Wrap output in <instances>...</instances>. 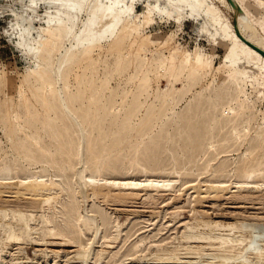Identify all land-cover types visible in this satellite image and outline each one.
<instances>
[{
    "label": "rangeland",
    "instance_id": "obj_1",
    "mask_svg": "<svg viewBox=\"0 0 264 264\" xmlns=\"http://www.w3.org/2000/svg\"><path fill=\"white\" fill-rule=\"evenodd\" d=\"M202 1L203 10L212 5L234 24V14L223 3ZM261 1L264 4V0H250V3L257 6ZM148 2L136 1L134 12H146ZM49 4L42 3L38 15L33 17L38 20L33 22L34 39L29 38L25 43L21 33L20 46L26 52L33 51L30 46H35V54L25 57L14 41L4 35V30L14 21L7 9L19 10L21 6L13 0H0V7L5 9L4 14H0V180L43 178L53 188L46 192L52 195L45 210L33 211L40 221L29 222L34 233L19 228L20 223L13 220L10 207L4 210L8 217L4 214L0 217V264H253L252 246L264 244V201L259 198L260 193L251 201L236 200L231 194L235 182L264 183V80L253 71L242 77H227V69L218 72L226 54L220 42L227 38L220 27L204 15L185 19L183 23L175 20L161 23L155 15L147 30L141 26L138 33L116 39L115 45L113 40H106L84 59L85 43L79 45L78 34L80 21L87 15L85 7L78 6L76 35L68 40L67 16L60 8ZM165 4L166 1H162L161 7L167 12ZM263 4L257 15L261 21ZM200 27L204 34L199 33ZM40 28L43 30L38 32ZM148 35L150 40L145 39ZM195 53L204 65L199 72H194L190 66ZM241 65L238 62L234 67L238 69ZM175 92L177 94L172 95ZM81 173L93 179L101 178L102 183L123 190L135 188L134 185L124 186L130 180L139 184L145 181L147 185L149 180L162 179L170 184L159 191L137 186L140 198L130 200L131 203H108L93 201V198L81 207L76 188V175ZM220 182L233 183L232 191L223 192V197H213L215 193L206 195L204 187L203 199L196 201L198 195L193 186ZM8 194L11 197L6 195L4 199L14 201L15 195ZM197 220L243 223L245 228L234 230L213 228L211 223L199 227L202 232L225 233L237 239L239 248L219 250L216 245L186 242L182 238L185 227L195 226ZM5 223L25 235L22 248L2 242ZM48 227L58 232L57 238H47ZM242 236L245 239L240 244ZM200 244L205 248L198 253ZM89 247L91 252L86 262L72 258L74 252L88 251ZM169 255L180 259H167Z\"/></svg>",
    "mask_w": 264,
    "mask_h": 264
},
{
    "label": "bare ground",
    "instance_id": "obj_2",
    "mask_svg": "<svg viewBox=\"0 0 264 264\" xmlns=\"http://www.w3.org/2000/svg\"><path fill=\"white\" fill-rule=\"evenodd\" d=\"M91 1V0H90ZM138 0H92L90 3H86L84 0H49L48 3L60 8L62 10V13L64 16H67L68 22L70 24V27L66 29V35L68 36V40L73 36V34L76 35L75 33V27L76 26V20H75V16H76V10L78 8V6H83L85 7V13H87L86 18L83 21H80L82 24L79 34H78V42L79 45L85 43V47L83 49V57L84 59L87 57L88 55H90L92 53V51L94 49H98L100 47V45L102 44V42L106 41V40H113V44L115 43L116 39H118L119 37H121L122 35H126V34H130L133 32H139V29L141 26L146 27V30L148 28H150L151 23L153 22V18L155 17V13H162L165 12L163 11V8L161 7V3L162 1H166L167 0H149L148 2V10L146 12H143L141 14H136L134 12V4H136L135 2ZM150 1L154 2L153 5L150 4ZM220 1V3H223L233 14H234V24H232V22L229 19H225L221 13L218 10H215L214 7L212 5H207V8L205 10H203L202 4L203 1L202 0H182L183 3L186 4L187 8L191 9V12L189 13L191 16L194 17H198L201 15H204L205 17H207L209 20H211L213 23H215L217 26L220 27L221 31L223 32V34L225 35V37L227 38L226 40H222L220 42L221 46L223 47V49L225 50V60L222 62V64L220 65L219 69L220 71L218 72H222L225 69H227L228 71L226 72L227 77H237V75L240 77L242 76H247V74L251 71H253L254 73H256V76L262 78L264 80V55L261 54V52H259L255 47H253L252 45L249 44V42H251L252 44H254L255 46L261 48L262 50H264V14H263V21L259 20L257 15L258 13H260L261 11V5L263 4V1H261L257 6H252V4L250 3V0H233L236 3L235 5H232L230 0H218ZM49 4V5H50ZM82 4V5H81ZM264 5V4H263ZM205 8V7H204ZM181 11H183V9H180ZM200 10L202 11V13H200ZM169 14V13H168ZM49 15V14H48ZM49 26V25H48ZM37 28V27H36ZM77 29V28H76ZM26 30V29H25ZM40 30L43 29H38V32H40ZM223 35V36H224ZM46 36V35H45ZM131 37V35H129ZM153 36V35H152ZM42 39V38H41ZM143 39V38H142ZM146 40H150V36H146L145 38ZM82 40V41H81ZM129 40V39H128ZM143 41V40H142ZM67 42V41H66ZM73 42V41H72ZM136 42V41H135ZM145 42V40H144ZM71 43V42H70ZM106 43V42H105ZM128 43V41H127ZM152 43V42H151ZM65 44V43H64ZM67 44V43H66ZM73 44V43H72ZM137 44V43H136ZM150 44V43H149ZM104 45V44H103ZM115 45V44H114ZM107 46V45H106ZM158 46V45H157ZM164 46V45H162ZM59 47V46H58ZM121 47V46H120ZM137 47V46H136ZM63 48V47H62ZM66 48V46H65ZM110 49V48H109ZM138 49V48H135ZM63 50V49H62ZM72 50V49H70ZM101 50V49H100ZM98 50V51H100ZM114 50V49H113ZM139 51V50H138ZM136 52V51H135ZM47 53V52H46ZM59 53V52H58ZM71 53V52H70ZM62 54V53H61ZM81 54V53H80ZM198 54V53H197ZM196 53L193 54L192 57V61H191V69L193 68L194 72H199L202 71L204 69V65L201 63L200 59H198V55ZM59 55V54H58ZM57 55V57H58ZM70 55V54H69ZM200 55V54H199ZM55 56V54H54ZM34 57V56H33ZM75 57V56H74ZM78 57V56H77ZM180 58V57H179ZM55 59V58H54ZM66 59V56H64L63 60ZM77 59V58H76ZM120 59V57H119ZM69 60V59H68ZM73 60V59H72ZM59 62V60H57ZM66 61V60H65ZM85 61V60H84ZM119 61V60H118ZM178 61V60H177ZM79 62V61H78ZM171 62V61H170ZM173 62V61H172ZM227 62H230V64H227ZM238 62H241L242 65L236 69L234 66L235 64H237ZM177 63V62H176ZM51 64V63H50ZM55 64V63H54ZM119 64V63H118ZM167 64V63H166ZM70 65V64H69ZM123 65V63H122ZM165 66V64H164ZM189 66V67H190ZM117 67V64H116ZM122 67V66H120ZM163 68V66H161ZM141 69V68H140ZM182 69V68H181ZM212 69V68H211ZM190 70V69H189ZM55 71V70H54ZM138 71V70H137ZM140 71V70H139ZM142 72V71H141ZM179 72V71H178ZM183 72V71H182ZM191 72V71H190ZM55 73L57 74V79L60 78L59 73H58V69L55 71ZM171 73V72H170ZM253 73V74H254ZM190 74V73H189ZM64 75V74H63ZM172 75V74H170ZM62 76V75H61ZM178 76V75H177ZM183 77V75H182ZM226 77V76H224ZM56 78V77H55ZM147 78V77H146ZM181 78V77H180ZM248 78V77H247ZM63 79V78H62ZM144 79V78H143ZM142 79V80H143ZM178 79V78H177ZM195 80V79H194ZM53 81V80H52ZM144 81V80H143ZM142 81V82H143ZM152 81V80H151ZM150 81V82H151ZM246 81V80H245ZM192 82V81H191ZM229 82V81H228ZM251 82V81H250ZM249 82V83H250ZM45 82H43L44 84ZM59 83V82H58ZM57 83V84H58ZM84 83V82H83ZM148 83V82H147ZM146 83V84H147ZM93 84V83H92ZM145 84V83H144ZM151 84V83H150ZM184 84V83H183ZM83 85V84H82ZM103 85V84H102ZM101 85V86H102ZM152 85V84H151ZM64 86V84H63ZM67 88V85H65ZM69 86V85H68ZM262 86V85H261ZM59 87V86H58ZM57 87V88H58ZM89 87V86H88ZM96 88L98 87V85L95 86ZM209 87V86H208ZM253 86H251L252 88ZM83 88V87H82ZM213 88V87H212ZM65 89V88H64ZM51 90V88H50ZM53 90V89H52ZM88 90V89H87ZM79 91V90H78ZM84 91V90H83ZM208 91V90H207ZM61 92V91H60ZM182 91H180L181 93ZM62 93V92H61ZM183 93V92H182ZM186 93V92H185ZM184 93V94H185ZM52 94V93H51ZM75 94V93H74ZM175 94H177L176 92L173 93L172 95L175 96ZM59 95V94H58ZM70 95V94H69ZM73 95V94H72ZM246 95V94H245ZM39 96V94H38ZM61 96H63L61 94ZM61 96L59 98H61ZM74 96V95H73ZM89 96V95H88ZM53 97V95H52ZM71 97V96H70ZM69 97V98H70ZM85 97V96H84ZM101 97V96H99ZM98 97V98H99ZM173 97V96H172ZM182 97V96H181ZM28 98V97H27ZM77 98V97H76ZM88 98V97H87ZM86 98V99H87ZM62 99V98H61ZM85 99V101H86ZM195 99V98H194ZM201 99V98H200ZM26 100V99H25ZM59 100V99H57ZM68 100V99H67ZM94 100V99H93ZM100 100V99H99ZM170 100V98H169ZM168 100V101H169ZM173 100V99H172ZM198 100V99H197ZM203 100V99H202ZM33 101V100H32ZM61 101V100H60ZM178 101V100H177ZM196 101V100H195ZM204 101V100H203ZM55 102V101H53ZM63 102H64V98H63ZM79 102V101H78ZM77 102V103H78ZM98 102V101H97ZM198 102V101H197ZM219 102V100H218ZM31 103V102H29ZM37 103V102H36ZM172 103V102H171ZM196 103V102H195ZM208 103V102H207ZM206 103V105H207ZM35 104V103H34ZM57 104V103H56ZM55 104V105H56ZM64 104V103H63ZM79 104V103H78ZM82 104V103H81ZM80 104V105H81ZM87 104V103H86ZM166 104V103H165ZM215 104V103H214ZM37 105V104H36ZM62 105V104H61ZM65 105V104H64ZM67 105V103H66ZM72 105V104H71ZM91 105V104H90ZM202 105V104H201ZM204 105V104H203ZM28 106V105H27ZM26 106V107H27ZM171 106V105H170ZM50 107V106H49ZM64 107V106H63ZM68 107V106H67ZM81 107V106H80ZM90 107V106H89ZM163 107V106H162ZM60 108V107H59ZM213 108V107H212ZM56 109V108H55ZM54 109V110H55ZM62 110V109H61ZM64 110H67L66 108ZM69 110V109H68ZM67 110V111H68ZM94 110V108H93ZM99 110V109H98ZM194 110V109H193ZM211 110V109H209ZM213 110V109H212ZM32 111V110H31ZM60 111V110H59ZM71 111V110H70ZM35 112V111H34ZM57 112V111H55ZM94 112V111H93ZM226 112V111H224ZM48 113V111H47ZM64 113V112H63ZM92 113V112H91ZM95 113V112H94ZM200 113V112H199ZM212 113V112H211ZM37 114V112H36ZM70 114V113H69ZM226 114V113H225ZM228 114V113H227ZM32 115V114H31ZM34 115V114H33ZM64 115V114H63ZM92 115V114H91ZM90 115V116H91ZM213 115V114H212ZM58 116V115H57ZM60 116V115H59ZM58 116V117H59ZM70 116V115H68ZM75 117V116H74ZM45 118V117H44ZM65 118V117H64ZM68 118V117H67ZM76 118V117H75ZM91 118V117H90ZM103 118V117H102ZM191 118V117H190ZM71 119H73V117L71 116ZM84 119V118H83ZM94 119V118H93ZM92 119V120H93ZM26 120V119H25ZM69 120V119H68ZM74 120H78V119H74ZM73 120V122H75ZM91 120V119H90ZM48 121V120H46ZM63 121V120H62ZM95 121V120H94ZM211 121V120H210ZM25 122V121H24ZM27 122V121H26ZM59 122V121H58ZM88 122V121H87ZM100 122V121H99ZM45 123V122H44ZM70 123V122H68ZM80 122H78L77 124H79ZM85 123V121H84ZM200 123V122H199ZM46 124V123H45ZM76 124V123H75ZM83 124V123H82ZM98 124V123H97ZM184 124V123H183ZM222 124V123H221ZM47 125V124H46ZM67 125V124H66ZM81 125V123H80ZM79 125V128H80ZM86 125V124H85ZM101 125V124H100ZM82 126V125H81ZM89 126V125H88ZM95 126V125H94ZM97 126V125H96ZM235 126V125H234ZM69 127V126H68ZM78 127V126H77ZM83 127V126H82ZM81 129H84L82 128ZM186 127V126H185ZM226 127V126H225ZM47 128V126H46ZM50 128V127H49ZM53 128V127H52ZM60 128V127H59ZM78 128V129H79ZM94 128V127H93ZM91 128V129H93ZM184 128V127H183ZM86 129V127H85ZM90 129V128H89ZM40 130V128L38 129ZM68 130V129H67ZM66 130V131H67ZM96 130V129H95ZM44 131V130H43ZM82 131V130H81ZM80 131V132H81ZM98 131V130H97ZM105 131V130H103ZM102 131V132H103ZM186 131V130H185ZM49 132V131H48ZM53 131H51L52 133ZM75 132V131H74ZM83 132V131H82ZM93 132V131H92ZM95 132V131H94ZM210 132V131H209ZM229 132V131H228ZM237 132V131H236ZM59 133V132H58ZM57 133V134H58ZM65 133V132H64ZM202 133V132H201ZM200 133V134H201ZM217 133V132H216ZM215 133V134H216ZM74 134V133H73ZM84 134V133H83ZM86 134V133H85ZM104 134V133H103ZM102 134V135H103ZM209 134V133H208ZM49 135V134H48ZM64 135V134H63ZM76 135V134H75ZM101 135V136H102ZM53 136V135H52ZM83 137V135H81ZM85 136V135H84ZM112 136V135H111ZM95 136H93L94 138ZM193 137V136H192ZM75 138V137H74ZM84 139H86L85 137H83ZM91 137H88V139ZM113 138V137H112ZM81 139V137H80ZM83 139V140H84ZM82 140V139H81ZM87 140V139H86ZM94 140V139H92ZM113 141V140H112ZM202 141V140H201ZM53 142V141H52ZM69 142V141H68ZM208 142V141H207ZM206 142V143H207ZM81 143V142H80ZM47 144V143H46ZM63 144V142H62ZM61 144V145H62ZM70 144V143H69ZM68 144V145H69ZM71 144H73L71 142ZM96 144V143H95ZM66 145V144H64ZM76 145V144H74ZM73 145V146H74ZM81 145V144H80ZM105 145V144H104ZM43 146V145H41ZM67 146V145H66ZM82 146V145H81ZM86 148L87 146L84 145ZM37 147V146H36ZM54 147V144H53ZM58 147V145L56 146ZM65 147V146H64ZM40 148V147H38ZM66 148V147H65ZM82 148V147H80ZM79 148V149H80ZM84 148V147H83ZM64 150V148H62ZM90 149V148H89ZM34 150V149H33ZM50 150V149H49ZM57 150V149H56ZM72 150V149H71ZM76 150V149H75ZM78 150V149H77ZM87 150V149H86ZM85 150V152H87ZM37 151V150H36ZM42 151V150H41ZM59 151V150H58ZM68 151V150H65ZM82 151V150H81ZM80 151V152H81ZM54 152V151H53ZM72 152V151H71ZM96 151H94L93 154H95ZM20 153V152H19ZM45 153V152H44ZM77 153V152H76ZM83 153V151H82ZM86 154V153H85ZM88 154V153H87ZM91 154V155H93ZM46 155V154H45ZM67 155V154H66ZM72 155V154H71ZM79 155V154H78ZM41 156V155H40ZM44 156V155H43ZM75 157H79L74 155ZM82 156V155H81ZM48 157V156H47ZM91 157V156H89ZM32 158V157H31ZM46 158V156H45ZM63 158V157H62ZM73 159V157H71ZM66 159V158H65ZM76 159V158H75ZM83 159V157H82ZM87 159V158H86ZM89 159V158H88ZM87 159V160H88ZM34 160V159H33ZM38 160V159H37ZM50 160V159H49ZM53 160V159H52ZM71 160V159H70ZM79 160V159H78ZM21 161V160H20ZM27 161V159H26ZM40 161V160H38ZM44 161V160H43ZM48 161V160H47ZM85 161V160H84ZM33 162V161H31ZM42 162V161H41ZM52 162V161H51ZM92 162V161H91ZM71 163V162H70ZM79 163V162H77ZM30 164V163H29ZM82 164V162H81ZM90 164V163H88ZM40 165V164H38ZM74 165V164H73ZM87 165V164H86ZM83 166V165H82ZM89 166V165H88ZM87 166V168H89ZM49 168V167H48ZM57 168V167H56ZM91 168V167H90ZM96 168V167H95ZM55 169V168H54ZM78 169V167H77ZM58 170V169H57ZM88 170V169H87ZM66 171V170H65ZM89 171V170H88ZM60 172V171H59ZM77 172V171H76ZM254 173V172H253ZM10 174V173H9ZM8 174V175H9ZM29 174V173H28ZM52 174V173H51ZM56 174V173H55ZM63 174V173H62ZM65 174V173H64ZM67 174V173H66ZM77 174V173H76ZM250 174V173H249ZM248 174V175H249ZM11 175V174H10ZM35 175V174H34ZM60 175V174H59ZM56 175V176H59ZM88 175V174H87ZM87 175H82V173L80 175H76L77 177V189L78 192L77 194L80 196L81 199V204L84 207V205L90 200L93 199V201L95 200H99L102 202H108V203H128V201H132V199H138V197L140 198L141 192H138V188H136L137 186L142 185L141 188H146V187H151L152 189L154 188L155 190L159 191L160 188H166L170 183H165L168 181H164V180H160V181H154V180H149L147 185L143 184H139V183H134L131 182V180L129 182H125L124 186L127 185L128 186H132L134 185L135 188L134 189H128L130 191L123 190V189H115L114 185H109L108 183H102V179H93L90 176L88 177ZM252 175V174H251ZM50 176V175H49ZM53 176V175H52ZM72 176V175H71ZM34 177V176H33ZM44 177V176H43ZM55 177V176H54ZM60 177V176H59ZM63 177V176H62ZM73 176V178H76ZM94 177V176H93ZM9 178V177H8ZM24 178V177H23ZM65 178V177H64ZM250 178V177H249ZM107 179V178H106ZM73 180V179H71ZM76 180V179H75ZM172 181V180H171ZM65 182V181H63ZM110 182V181H108ZM155 182V183H154ZM170 182V181H169ZM68 183V182H67ZM70 183V181H69ZM116 182H113V184ZM72 184V183H71ZM146 184V183H145ZM233 185V183H231ZM231 184H225V183H215V184H206L205 186L201 185L200 183L196 184L195 186H193V188L196 190L197 193V199L196 201L200 200L201 198L203 199V197L201 196V190L204 189V187L206 188L205 192L206 195L207 193H210L212 195V193H215L214 195H212L213 197H223L225 196L223 194V192H226L228 190H231L230 187ZM72 186V185H71ZM172 186V185H171ZM61 187V186H60ZM75 187V186H74ZM120 187H122L120 185ZM126 187V186H125ZM169 187V186H168ZM62 188V187H61ZM74 188V189H76ZM235 188V190L233 191V193L231 191L232 197H235V199H239V200H253L254 195H257V193L259 194V198H261L262 202L264 201V183H259V184H251V183H236L235 182V186L233 187ZM52 185L50 183H48L46 180L42 179H28V180H20L18 179H14V180H0V217H3V214L5 215V217L7 216L4 212L9 209L8 207H10V211L12 212L13 215V220L17 221V223H20L19 228L24 229L27 233L29 232H33L34 230L31 228V223L38 217L35 213H33L34 210L37 209H44L46 207V205L49 204V201L51 199V195L50 193H46L47 191H51ZM58 189V188H57ZM56 189V190H57ZM66 189V188H65ZM142 190V189H141ZM147 190V189H146ZM154 190V191H155ZM204 191V190H203ZM54 192V191H53ZM59 192V190H58ZM68 192V191H67ZM74 192V191H73ZM76 192V191H75ZM146 192V191H145ZM7 193V194H6ZM8 193H12L10 195H15L13 196V199L15 197L14 201H9L4 199V196L8 195ZM6 194V195H5ZM59 193H57L58 195ZM54 195V194H53ZM67 195V194H66ZM229 195V196H231ZM210 196V195H209ZM210 196V197H212ZM11 197V196H9ZM75 197V193L74 196ZM79 198V197H78ZM76 198V199H78ZM59 199V198H58ZM62 199V198H61ZM201 199V200H202ZM236 199V200H237ZM75 200V199H74ZM131 201L129 203H131ZM260 201V200H258ZM58 202V201H57ZM64 202V201H63ZM91 202V201H90ZM89 202V203H90ZM69 207V206H68ZM80 207V208H81ZM42 208V209H41ZM70 208V207H69ZM72 208V207H71ZM87 208V205H86ZM73 209V208H72ZM82 209V208H81ZM80 209V210H81ZM85 209V208H84ZM5 210V211H4ZM45 210V209H44ZM50 210V209H49ZM88 210V208H87ZM199 211V210H198ZM9 212V211H8ZM35 212V211H34ZM81 212V211H80ZM85 211H83L84 213ZM10 213V212H9ZM68 213V212H67ZM98 213V212H97ZM89 214V213H86ZM92 214V213H91ZM242 214V213H241ZM11 215V213H10ZM68 215V214H67ZM73 215V214H72ZM83 215V214H81ZM80 215V216H81ZM94 215V214H93ZM198 215V214H197ZM201 215V214H200ZM239 215V214H238ZM255 215V214H254ZM43 216V215H42ZM45 216V215H44ZM47 216V215H46ZM84 216L86 217V215L84 214ZM246 216V215H245ZM248 216V215H247ZM245 217L248 218V220L250 219L249 217ZM8 217V216H7ZM11 217V216H10ZM9 217V218H10ZM41 217V216H40ZM77 217V216H76ZM75 217V218H76ZM244 217V216H243ZM253 217V214H252ZM256 217V215L254 216V218ZM258 217V216H257ZM261 217V215H260ZM258 217V218H260ZM7 218V219H9ZM30 218V219H27ZM39 218V217H38ZM47 218V217H46ZM74 218V217H73ZM243 218V219H245ZM81 219V217H80ZM79 219V220H80ZM96 219V216H95ZM99 219V218H97ZM96 219V220H97ZM199 219V218H198ZM242 219V217H241ZM263 219V216H262ZM5 220V219H4ZM11 221V223H13L14 221ZM38 220V219H36ZM44 220V219H43ZM77 220V218H76ZM75 220V221H76ZM251 220V219H250ZM256 220V219H255ZM260 220V219H259ZM6 221V220H5ZM4 221V222H5ZM32 221V222H31ZM196 221V220H195ZM218 221V220H217ZM237 221V220H236ZM241 221V220H240ZM244 221V220H243ZM247 221V220H246ZM264 221V220H263ZM2 222V221H1ZM4 222L2 224H4ZM7 222V221H6ZM31 222V223H29ZM35 222V221H34ZM33 222V223H34ZM37 222H40L39 220ZM36 222V223H37ZM44 222V221H43ZM97 222V221H96ZM16 223V224H17ZM54 223V222H53ZM52 223V224H53ZM80 223V222H79ZM95 223V222H94ZM99 223V222H97ZM194 223V222H192ZM214 224L213 228H229L231 230L234 229H238V228H245L243 223H238L235 222V224H226V223H220V222H207L204 220H197V222L194 223L195 226L191 227V226H187L185 227L186 230L183 235V239L186 240V242L188 241L190 242H202V243H207V245L213 246L216 245L219 250L223 249V250H236L239 248V244H238V240L230 237L229 235H221V234H216V232H202L199 231V227L200 226H207V224ZM6 225H4L6 227V233L4 232L5 236L3 238V241L6 245H13V246H21L24 242V236L23 234L20 235V233H18L16 231V229H14L11 224L9 223H5ZM49 224V223H48ZM47 224V225H48ZM92 224V223H91ZM33 225V224H32ZM61 225V224H60ZM67 227H69V224H65ZM78 225V224H77ZM76 225V226H77ZM93 225V224H92ZM101 225V224H100ZM2 226V225H1ZM17 226V225H16ZM37 226V225H36ZM40 226V225H38ZM50 226V225H49ZM54 226V225H53ZM63 226V225H62ZM96 228L95 230H98V225H94ZM186 226V225H185ZM211 227V226H210ZM66 228V227H65ZM74 228V227H73ZM204 228V227H203ZM208 228V227H207ZM20 229V230H21ZM81 229V228H80ZM84 229V228H83ZM249 231L252 229L248 228ZM4 230V231H5ZM19 230V229H18ZM38 230V228H37ZM45 230V229H44ZM47 230V229H46ZM216 229H214L213 231H215ZM47 238L50 237V239H55L57 238V236L59 235L58 232L53 231L50 227H48L47 230ZM218 231V230H217ZM224 231V230H223ZM37 232V231H36ZM42 232V231H40ZM80 232V231H79ZM219 232V231H218ZM25 233V232H24ZM95 233V232H94ZM2 234V233H1ZM37 234V233H36ZM35 234V236H36ZM40 234V233H39ZM251 234V233H250ZM34 235V234H33ZM42 235V234H41ZM34 236V237H35ZM45 236V235H44ZM80 236V235H79ZM3 237V235H2ZM39 237V236H38ZM43 237V236H42ZM249 237V236H248ZM26 238V237H25ZM31 238V237H30ZM76 238V237H75ZM95 238V236H94ZM93 238V239H94ZM115 238V237H114ZM117 238V237H116ZM33 239V238H31ZM40 239V238H38ZM49 239V238H48ZM240 239V238H239ZM243 239H245L244 236L241 237V239L239 240V243L241 244V242L243 241ZM34 240V239H33ZM59 240V239H58ZM80 240V239H79ZM46 241V240H45ZM38 242V241H36ZM55 242V241H54ZM62 242V241H61ZM64 242V241H63ZM67 242V241H66ZM181 242V241H180ZM253 241H251L252 243ZM264 242V241H263ZM49 243V240H48ZM26 244V243H25ZM52 244V243H51ZM56 244V243H55ZM61 244V243H59ZM81 244V243H80ZM191 244V243H190ZM63 245V244H62ZM201 245V244H200ZM204 245V244H203ZM206 245V244H205ZM251 244H249L250 246ZM252 246V245H251ZM214 247V246H213ZM242 247V246H241ZM22 248V246L20 247ZM205 248L202 245L200 247H198V253L201 252V250ZM244 248V247H243ZM242 248V249H243ZM92 249V248H91ZM187 249V248H186ZM216 249V248H215ZM242 249L240 250V252L242 251ZM63 250V249H62ZM244 250V249H243ZM189 251V250H188ZM90 247L88 249V251H77L74 252V256L72 258H76V259H81L84 262H86L88 260V257L90 255ZM203 252V251H202ZM251 252V251H249ZM59 253V252H58ZM56 252V254H58ZM232 253V252H231ZM237 253V252H236ZM252 253L254 254V258L251 259V261L253 260V264H264V244H259V245H254L252 246ZM68 255V254H67ZM70 255V254H69ZM252 255V254H251ZM71 256V255H70ZM180 256V255H179ZM69 258V256H67ZM161 258V257H160ZM183 258V257H182ZM167 259H171V260H179L180 258L177 255H169L167 257ZM254 259H256L257 261L255 262ZM170 262V261H169ZM173 262H177V261H173ZM83 263V262H82ZM165 263V262H164ZM86 264V263H85Z\"/></svg>",
    "mask_w": 264,
    "mask_h": 264
},
{
    "label": "clouds",
    "instance_id": "obj_3",
    "mask_svg": "<svg viewBox=\"0 0 264 264\" xmlns=\"http://www.w3.org/2000/svg\"><path fill=\"white\" fill-rule=\"evenodd\" d=\"M14 4H19L21 7L19 10L15 9L14 7L7 9L12 13L14 16V21L9 24V27L4 30V35H6L10 41H14L16 47L21 50L23 56H32L35 54L34 52V45L30 46L33 51L26 52L25 48L20 46L21 43V33L23 32L24 35V42L27 43L29 38H33V22L38 21L34 19L38 12V9L40 8L42 3L49 4L47 0H13ZM164 7L167 9V12L162 13H156V18H159V21L161 23H167L172 20H175L176 23H183L185 19L193 18L189 13L191 12V9L187 8L186 4L182 2V0H167ZM180 9H183L181 11ZM5 9L0 7V14H4ZM171 12V16H169L167 13ZM15 13V14H14ZM180 17H183V19H178ZM14 24H19V28H14ZM27 29L28 31H23ZM30 33V36H29ZM199 33L204 34L201 32V27L199 28Z\"/></svg>",
    "mask_w": 264,
    "mask_h": 264
},
{
    "label": "water",
    "instance_id": "obj_4",
    "mask_svg": "<svg viewBox=\"0 0 264 264\" xmlns=\"http://www.w3.org/2000/svg\"><path fill=\"white\" fill-rule=\"evenodd\" d=\"M231 4L232 5H235L236 6V3L233 1V0H230ZM250 45H252L253 47H255L259 52H261V54L264 55V50H262L261 48L255 46L254 44H252L251 42H249Z\"/></svg>",
    "mask_w": 264,
    "mask_h": 264
}]
</instances>
